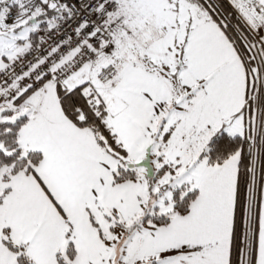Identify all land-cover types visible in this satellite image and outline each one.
Instances as JSON below:
<instances>
[{
	"label": "snow or ice",
	"instance_id": "snow-or-ice-1",
	"mask_svg": "<svg viewBox=\"0 0 264 264\" xmlns=\"http://www.w3.org/2000/svg\"><path fill=\"white\" fill-rule=\"evenodd\" d=\"M0 264H264V0H0Z\"/></svg>",
	"mask_w": 264,
	"mask_h": 264
}]
</instances>
